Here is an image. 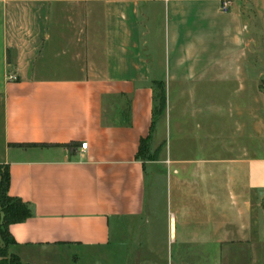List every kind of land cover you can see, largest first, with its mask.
<instances>
[{
    "label": "crops",
    "instance_id": "obj_1",
    "mask_svg": "<svg viewBox=\"0 0 264 264\" xmlns=\"http://www.w3.org/2000/svg\"><path fill=\"white\" fill-rule=\"evenodd\" d=\"M219 5L0 0V163L32 209L11 252L264 264V0Z\"/></svg>",
    "mask_w": 264,
    "mask_h": 264
},
{
    "label": "trees",
    "instance_id": "obj_2",
    "mask_svg": "<svg viewBox=\"0 0 264 264\" xmlns=\"http://www.w3.org/2000/svg\"><path fill=\"white\" fill-rule=\"evenodd\" d=\"M165 103L163 86L160 82L156 84V93L154 98L153 114L158 115L162 112ZM40 143H18V145H30ZM75 145L76 142H71ZM146 153L145 140L142 139L138 149V154ZM9 171L6 164L0 163V264H32L23 261L14 252H8L6 245L15 243L12 234L9 231V224L26 219L31 215L32 209L27 201L8 193Z\"/></svg>",
    "mask_w": 264,
    "mask_h": 264
},
{
    "label": "rangeland",
    "instance_id": "obj_3",
    "mask_svg": "<svg viewBox=\"0 0 264 264\" xmlns=\"http://www.w3.org/2000/svg\"><path fill=\"white\" fill-rule=\"evenodd\" d=\"M144 153V154H143ZM146 157V153L142 152ZM3 244L0 241V245ZM10 246L12 243L6 245L7 253L11 252ZM42 255L45 260H49L50 264H124L123 250L116 251L113 244L104 249L99 247L81 248V247H61ZM46 255V256H45Z\"/></svg>",
    "mask_w": 264,
    "mask_h": 264
},
{
    "label": "built area",
    "instance_id": "obj_4",
    "mask_svg": "<svg viewBox=\"0 0 264 264\" xmlns=\"http://www.w3.org/2000/svg\"><path fill=\"white\" fill-rule=\"evenodd\" d=\"M229 5H230V0H220V10L222 11H227L229 9ZM87 145V141L86 140H82L80 142V148L81 149H85Z\"/></svg>",
    "mask_w": 264,
    "mask_h": 264
}]
</instances>
